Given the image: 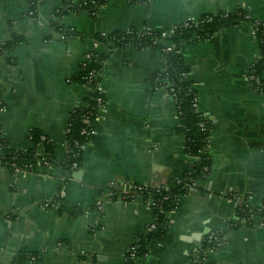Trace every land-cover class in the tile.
<instances>
[{"label":"crops","instance_id":"0c3cea01","mask_svg":"<svg viewBox=\"0 0 264 264\" xmlns=\"http://www.w3.org/2000/svg\"><path fill=\"white\" fill-rule=\"evenodd\" d=\"M76 1L0 0V43L22 36L0 49V125L11 145L29 147V130L36 128L67 161L71 113L92 94L73 79L88 54L104 57L99 77L105 94L81 164L68 174L41 162L27 171L0 164V264H127L130 245L155 216L142 195L123 194L132 183L170 186L193 168L185 134L177 129V101L168 84L152 82L163 50L127 44L109 51L97 34L131 27L163 32L190 16L238 7L264 26V0H106L94 5L95 13L76 9ZM62 6L57 29L52 20ZM181 50L198 107L212 124L211 168L180 195L162 239L139 262L187 264L203 236L218 230L224 241L207 262L264 264V215L249 223L237 213L246 196L264 206V93L248 73L259 58L254 22L193 37ZM24 249L36 255L19 258Z\"/></svg>","mask_w":264,"mask_h":264},{"label":"trees","instance_id":"16d2710c","mask_svg":"<svg viewBox=\"0 0 264 264\" xmlns=\"http://www.w3.org/2000/svg\"><path fill=\"white\" fill-rule=\"evenodd\" d=\"M106 0H95V3L89 1H76L75 8L78 10H88L90 13H95L94 5L104 3ZM132 3L143 2L148 0H127ZM66 12L64 6L55 10L52 25L55 28L62 26V16ZM254 22L255 32L259 41V58L254 59L248 73L252 77L253 84L264 93V77L262 69L264 67V26L259 20H254L249 11L244 7H238L233 11H220L219 13H204L199 17L190 18L187 23L178 24L171 36H163L162 31L152 30L147 27L128 29H116L110 33L96 35V40L105 45L107 49L113 50L117 47H124L127 44H133L137 47L161 48L163 50L162 68L153 72L154 87L165 85L167 81L163 78L167 77L172 85L168 84L170 92L176 93V101L180 123L177 129L185 134V149L189 156L193 158V168L186 170L181 182H176L170 186H155L149 184L132 183V188L135 184L142 186V195L144 198H153V212L156 216L153 227L148 226L145 233L138 235L139 240L136 248V255L133 257L128 252L126 254L127 264H141L139 257L147 254L151 246L159 242L169 223L171 222V211L179 205V197L183 193L189 191V184L196 178L204 177L209 174L211 168V157L209 155V135L212 129V124L205 118L203 111L195 105V97L197 89L193 80L189 77L190 67L185 62L181 45L192 39L211 38L221 28L229 25L240 24L243 21ZM73 33V32H72ZM66 31V34H72ZM166 39H170L176 43V47L172 50H164ZM22 36L15 34L11 39L0 43V49H9L16 42H20ZM103 56V55H102ZM106 56V55H105ZM96 55H92L89 61L82 65L78 74L74 76L78 82L85 83L92 89V94L84 105L74 107L70 120L68 122L69 130L66 131L67 145V161L58 159L54 154L55 142L45 132L33 128L29 130V138L31 145L26 148L18 149L11 145L9 139L4 136L3 128L0 125V164L5 165L15 170V165L20 167V170H31L30 164L36 165L38 160L49 165L59 167L64 174L73 166L74 162L81 164L85 146L90 142L92 126L86 122V117L92 118L97 115V110L100 106L98 98H102L105 102V94L100 87L99 74L94 77L93 71L101 69V63L98 62ZM186 73V75L183 74ZM171 86L173 90H171ZM2 104H0V109ZM87 126L89 133L83 134L82 127ZM208 168V169H206ZM127 199L132 198L129 193H124ZM240 219H245L251 223L254 214L264 215V206H253L248 197L243 200L237 209ZM240 222V220H238ZM239 225V223H237ZM225 235L218 230L206 233L196 251L193 254L192 260L187 264H218L215 262H207L209 251L219 248ZM36 255V252L23 250V255ZM207 260V261H206Z\"/></svg>","mask_w":264,"mask_h":264},{"label":"built area","instance_id":"2783aa9c","mask_svg":"<svg viewBox=\"0 0 264 264\" xmlns=\"http://www.w3.org/2000/svg\"><path fill=\"white\" fill-rule=\"evenodd\" d=\"M32 12H33V11H32ZM190 18H192V16L188 17V18H187L186 20H184L182 23H187V21H188ZM196 18H197V17H196ZM182 23H181V24H182ZM175 29H176V27L174 26V27H172L171 29H167V30L163 31L162 34H163V36H171V35L174 33ZM62 36H64V35H62ZM175 47H176V43H175L174 41L170 40L169 43L165 44V47H164L163 49H164V50H172V49H174ZM91 56H92L91 54H88V55L86 56V59H85V61L83 62V65H85V64L89 61V59H90ZM100 61H101V58H98V62H99V63H100ZM100 70H101V69H100ZM100 70H99V71H100ZM99 71H96V72L93 71V73L95 74L94 77L96 76V74H97V75L99 74ZM183 74L186 75L185 72H183ZM163 79H164L165 81H167V84L172 85V82H171L167 77H164ZM100 87H101V86H100ZM170 89L173 90V87L171 86ZM171 94H172V95L175 97V99H176V93H175L174 91H172ZM98 102H99L100 106H99V108H98V110H97V115H96L95 117L99 116V115L105 110V102L102 101V98H98ZM195 105L198 106V94H197L196 97H195ZM2 107H3V105H2ZM2 107H1V108H2ZM95 117H92V118L86 117L85 120H86L87 123L91 124V121H92ZM68 130H69V125H67V127H66V131H68ZM81 132H82L83 134H87V133H89V129H88V127H87V126L82 127ZM90 132L92 133V131H90ZM66 148H67V147H66ZM67 151H68V149H67ZM39 162L44 163V164H47V163H45V162H42L41 160H38V161H37V163H39ZM47 165H49V164H47ZM73 165H74V167H75V166H78V163H77V162H74ZM35 166H36V165H35ZM35 166L32 165V164H30L31 169H33ZM206 169H208V168H206ZM17 170H20V167H18V166L15 165V171H17ZM21 171H27V170H21ZM182 179H183V177L180 176V177H178V178L176 179V182L179 183V182L182 181ZM194 181H195V180H194ZM194 181H192V182L189 184V186H188L189 191H188V192H190V191H192V190L194 189V186H195V182H194ZM131 185H132V184H131ZM143 189H144V188H143L142 186H139V185L135 184L134 187H133V188L131 187V189H130L128 192H126V193L131 194L132 197L135 196V195H142L141 193H142V190H143ZM142 196H143V195H142ZM144 199H146V200L151 204V206H152V208H153V205L156 203L155 200H154L153 198H151V197H150V198H144ZM243 199H244V200L247 199V196H246V197H243L240 201L242 202ZM256 214H257V213H256ZM256 214H254V216H255ZM154 216H155V215H154ZM254 216H253V218H252V221L254 220ZM155 219H156V216H155L154 220H153L151 223H149L148 226L153 227V226L155 225V223H154ZM259 223H263V220H260ZM147 229H148V227H147ZM138 240H139V237H136V239L133 241V243L130 245V247H129L128 251H127V252H128L131 256H133V257L136 255V248H137ZM60 243H61V242H60Z\"/></svg>","mask_w":264,"mask_h":264},{"label":"water","instance_id":"95a60500","mask_svg":"<svg viewBox=\"0 0 264 264\" xmlns=\"http://www.w3.org/2000/svg\"><path fill=\"white\" fill-rule=\"evenodd\" d=\"M71 6H74L73 4H70ZM98 6V5H97Z\"/></svg>","mask_w":264,"mask_h":264}]
</instances>
